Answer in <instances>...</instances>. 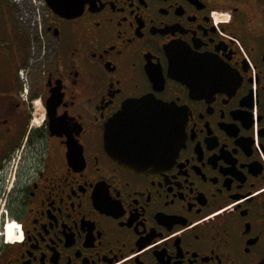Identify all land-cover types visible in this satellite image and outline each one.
I'll list each match as a JSON object with an SVG mask.
<instances>
[{
	"label": "flooded vegetation",
	"instance_id": "af4514ba",
	"mask_svg": "<svg viewBox=\"0 0 264 264\" xmlns=\"http://www.w3.org/2000/svg\"><path fill=\"white\" fill-rule=\"evenodd\" d=\"M76 3L11 38L0 264H262L264 0ZM143 96L174 109L182 143L136 169L106 127Z\"/></svg>",
	"mask_w": 264,
	"mask_h": 264
},
{
	"label": "water",
	"instance_id": "95a60500",
	"mask_svg": "<svg viewBox=\"0 0 264 264\" xmlns=\"http://www.w3.org/2000/svg\"><path fill=\"white\" fill-rule=\"evenodd\" d=\"M46 3L53 12L67 17L81 9L76 0H46ZM174 113L170 105L151 96L127 101L106 127V140H111L110 153L136 169H147L167 160L182 143Z\"/></svg>",
	"mask_w": 264,
	"mask_h": 264
},
{
	"label": "crops",
	"instance_id": "0c3cea01",
	"mask_svg": "<svg viewBox=\"0 0 264 264\" xmlns=\"http://www.w3.org/2000/svg\"><path fill=\"white\" fill-rule=\"evenodd\" d=\"M12 2L8 0H0V12L2 13L3 22H9L6 24L7 33L11 39L15 34L16 25V15L12 9ZM15 58V53L9 54L5 52V49L0 50V63H1V73L0 76L10 75L12 69V61Z\"/></svg>",
	"mask_w": 264,
	"mask_h": 264
},
{
	"label": "rangeland",
	"instance_id": "374dc122",
	"mask_svg": "<svg viewBox=\"0 0 264 264\" xmlns=\"http://www.w3.org/2000/svg\"><path fill=\"white\" fill-rule=\"evenodd\" d=\"M8 1L11 2V0H8ZM12 5H13L12 6L13 12L16 15L17 8H16L14 3H12ZM28 6H29V9H33V7H34L33 4L29 2V0H27L26 4H25V7L28 8ZM40 11H41V14H42V12L44 14V15L42 14V16H41V18H42L41 23H43L44 19H46V17H47V14L50 13L49 8L43 7V11H42V8ZM16 21L18 24H21V26L24 27V30H25L24 32L26 34H30L29 26H31V24H29V23L24 24L23 22H20L17 19V17H16ZM7 23H9V22H3L2 13L0 12V50L5 49V52H8L9 54H11L12 53V39L9 38L8 33H7V28H6ZM0 73H1V63H0ZM0 212H1L0 218H3V216H5L7 213L5 207H2V206H0ZM10 219H12V218H10ZM7 223H8V220L5 222L4 226H6Z\"/></svg>",
	"mask_w": 264,
	"mask_h": 264
},
{
	"label": "built area",
	"instance_id": "2783aa9c",
	"mask_svg": "<svg viewBox=\"0 0 264 264\" xmlns=\"http://www.w3.org/2000/svg\"><path fill=\"white\" fill-rule=\"evenodd\" d=\"M27 0H11L12 3L15 4L17 8L16 17L20 22L29 23L31 25H41V8L43 11V7H47L45 0H29L30 3L33 4V9H29L25 7ZM44 15V14H43ZM20 76L23 75V70L20 69Z\"/></svg>",
	"mask_w": 264,
	"mask_h": 264
},
{
	"label": "bare ground",
	"instance_id": "6f19581e",
	"mask_svg": "<svg viewBox=\"0 0 264 264\" xmlns=\"http://www.w3.org/2000/svg\"><path fill=\"white\" fill-rule=\"evenodd\" d=\"M4 235L6 236V238H8L7 240L9 241H13V239L15 238V231H16V222L12 219L8 220V223L6 226H4Z\"/></svg>",
	"mask_w": 264,
	"mask_h": 264
},
{
	"label": "snow or ice",
	"instance_id": "6c2138e0",
	"mask_svg": "<svg viewBox=\"0 0 264 264\" xmlns=\"http://www.w3.org/2000/svg\"><path fill=\"white\" fill-rule=\"evenodd\" d=\"M16 227H19L18 225H16Z\"/></svg>",
	"mask_w": 264,
	"mask_h": 264
}]
</instances>
